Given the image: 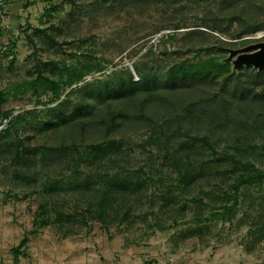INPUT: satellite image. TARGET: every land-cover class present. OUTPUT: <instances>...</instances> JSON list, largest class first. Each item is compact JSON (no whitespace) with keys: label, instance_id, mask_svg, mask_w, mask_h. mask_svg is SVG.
Returning <instances> with one entry per match:
<instances>
[{"label":"rangeland","instance_id":"rangeland-1","mask_svg":"<svg viewBox=\"0 0 264 264\" xmlns=\"http://www.w3.org/2000/svg\"><path fill=\"white\" fill-rule=\"evenodd\" d=\"M6 1L0 6V264H264V98L257 96L264 71L238 69L230 55L264 41V0H19L12 7ZM227 60L230 72L220 68ZM136 65L166 75L175 65L202 71L188 83L210 102L195 100L173 119L162 115L153 128L122 131L100 159L85 158L92 142L85 133L46 128L59 103L76 102L84 85L127 68L138 81ZM39 75L60 83L57 95L35 85ZM213 99H227L233 117ZM235 117H246V124ZM19 139L24 147L74 140L79 150L45 158L29 152L18 163ZM245 163L256 170L242 169ZM250 176L232 208L236 182ZM88 178L96 183L89 191L74 185L57 197L47 191L46 181ZM113 179L128 186L109 193L103 223L83 210L97 208V195Z\"/></svg>","mask_w":264,"mask_h":264},{"label":"trees","instance_id":"trees-1","mask_svg":"<svg viewBox=\"0 0 264 264\" xmlns=\"http://www.w3.org/2000/svg\"><path fill=\"white\" fill-rule=\"evenodd\" d=\"M49 39L52 42H56L50 36ZM204 49L205 48H201L200 50L202 51ZM45 65H50L58 69L52 62H47ZM191 68V66L175 65L166 72V75L164 72L148 71L136 65L135 70L139 78L138 81L129 68L113 71L107 76V80L94 81L79 88V95L76 102L70 97L62 100L56 108L57 119L54 118L49 121L46 124V128L61 127L67 134L73 137L75 129L82 134L85 133L91 137L92 140L89 144L90 151L86 152L85 158L100 159L103 155H106L105 152L109 151L112 145L116 143L114 139H111L115 135L121 134L122 131L130 130L133 126L137 129L143 127H145V129L150 127L153 128L155 126L154 122L158 117H162V115L171 116L173 119L174 116H177L175 112H178L180 109L184 110V113L187 112V110L190 111L189 109L194 105L193 101L195 100H198L200 103L210 102V98L206 101L203 98L196 97L195 90L190 89L191 85H189L188 82L195 81L197 77L202 75V71L195 72ZM217 68L218 67H215V70H218ZM220 68L230 72V61L227 60L224 62L223 66ZM243 68L254 69L252 66H243L242 69ZM41 82L47 85L49 89L57 95L60 83L39 75L35 80V85L37 86ZM257 96L264 98V92ZM213 100V105L223 110L228 118L233 117V115L230 114L231 106L227 99H220L219 101ZM3 102L4 96L3 92L0 90V106ZM167 109H169L170 112L167 111ZM10 114L11 113H8L7 116H10ZM183 116L178 115L176 120L177 118H185V115ZM252 116L253 111L251 113L248 112V117ZM236 118L240 120L238 121L239 124H246V117L243 121H241L239 117H235L234 119ZM82 134L81 136H84ZM86 135L84 137H86ZM186 136L193 142H202L205 145H210L206 137L194 135ZM102 141L104 142L102 143ZM108 141H110V143L106 144ZM17 142L18 145L16 146L13 159L18 163L26 159L25 157L29 152L34 155L40 152L41 156L45 158L47 152H70L72 149L79 150L78 144L74 140L69 144L57 147H24L21 139ZM250 168L256 170L255 166L248 163L242 165V169ZM257 172L259 171L257 170ZM189 173L190 172L186 170L185 173L181 174V181L185 182ZM90 178L79 182V184H77V180L73 183H68V181L65 180L46 181L48 184L47 191L50 192L51 197H57L61 190L69 191L70 187L73 185L78 187L77 190L89 191L88 189L91 188L88 187L89 184L96 185L95 181L92 183L93 179ZM252 179L253 176H250L248 178L239 179V181L236 182L234 186V203L232 208L238 205V191L240 186L251 183ZM123 185L126 184L116 179L104 184L102 188L106 190V192H101V195H97L96 198H99L97 208L94 211L91 208L84 209L83 211H85V213L95 214L99 220L105 223L110 205L109 193L113 190H118ZM63 214L64 213L60 212L57 215L64 217ZM82 216L84 221L87 222V218L83 213ZM66 218L67 220L71 219L70 216ZM36 224L37 221H35L34 225ZM27 241L28 239L24 238L18 248L15 249L16 257L19 256V250L27 244Z\"/></svg>","mask_w":264,"mask_h":264},{"label":"water","instance_id":"water-1","mask_svg":"<svg viewBox=\"0 0 264 264\" xmlns=\"http://www.w3.org/2000/svg\"><path fill=\"white\" fill-rule=\"evenodd\" d=\"M230 55L235 57L234 63L238 69L243 66H252L260 71H264V41L241 49L230 50Z\"/></svg>","mask_w":264,"mask_h":264},{"label":"built area","instance_id":"built-area-1","mask_svg":"<svg viewBox=\"0 0 264 264\" xmlns=\"http://www.w3.org/2000/svg\"><path fill=\"white\" fill-rule=\"evenodd\" d=\"M5 2L7 3L6 0H0V6H5V5H6ZM0 16H1L0 18H2V21H1V23H0V25H1L2 22H3V20H4V15H2L1 10H0Z\"/></svg>","mask_w":264,"mask_h":264},{"label":"crops","instance_id":"crops-1","mask_svg":"<svg viewBox=\"0 0 264 264\" xmlns=\"http://www.w3.org/2000/svg\"><path fill=\"white\" fill-rule=\"evenodd\" d=\"M10 2L12 3V4H11V7H12V6L14 5V3H18L19 0H10ZM15 6H16V4H15ZM15 11H16V10H15ZM12 14H13V13H12ZM12 14H11V15H12Z\"/></svg>","mask_w":264,"mask_h":264},{"label":"bare ground","instance_id":"bare-ground-1","mask_svg":"<svg viewBox=\"0 0 264 264\" xmlns=\"http://www.w3.org/2000/svg\"><path fill=\"white\" fill-rule=\"evenodd\" d=\"M260 37V36H259Z\"/></svg>","mask_w":264,"mask_h":264}]
</instances>
